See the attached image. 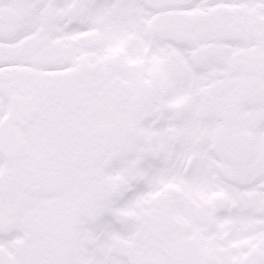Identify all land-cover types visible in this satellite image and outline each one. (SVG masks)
I'll use <instances>...</instances> for the list:
<instances>
[{
    "label": "snow or ice",
    "instance_id": "6c2138e0",
    "mask_svg": "<svg viewBox=\"0 0 264 264\" xmlns=\"http://www.w3.org/2000/svg\"><path fill=\"white\" fill-rule=\"evenodd\" d=\"M0 264H264V0H0Z\"/></svg>",
    "mask_w": 264,
    "mask_h": 264
}]
</instances>
